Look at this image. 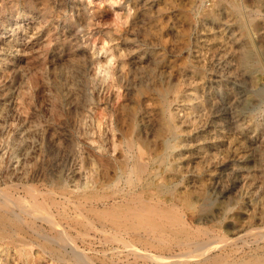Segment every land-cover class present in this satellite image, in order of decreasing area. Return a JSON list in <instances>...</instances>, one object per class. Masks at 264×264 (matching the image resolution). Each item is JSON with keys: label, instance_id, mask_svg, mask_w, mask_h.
Segmentation results:
<instances>
[{"label": "rangeland", "instance_id": "obj_1", "mask_svg": "<svg viewBox=\"0 0 264 264\" xmlns=\"http://www.w3.org/2000/svg\"><path fill=\"white\" fill-rule=\"evenodd\" d=\"M130 1L0 0V189L18 196L26 185L60 186L84 194L100 178L102 155L109 164L117 156L131 162L147 146L144 180L179 202L199 240L240 235L249 242L216 250L212 262L264 263V0H240V17L222 0ZM246 51L255 56L249 66L240 57ZM128 140L136 142L131 153ZM113 174L104 179L106 192L115 190ZM125 185H117L122 194ZM87 248L94 264H146L101 263L93 253L101 246ZM41 251L0 241V263L62 264Z\"/></svg>", "mask_w": 264, "mask_h": 264}, {"label": "bare ground", "instance_id": "obj_2", "mask_svg": "<svg viewBox=\"0 0 264 264\" xmlns=\"http://www.w3.org/2000/svg\"><path fill=\"white\" fill-rule=\"evenodd\" d=\"M222 1H226V4H225V5H227L226 8L229 11H231L233 14H235V15H237L239 17L243 16V14H245V13H243V9L244 8H243V5H242L240 0H222ZM261 3H262V1H261ZM255 4H256V1H255ZM244 7H245V5H244ZM261 7H262V5H261ZM223 8H224V6H223ZM218 9H220V8H218ZM252 12H254V10ZM247 14H248V11H247ZM246 17L247 16H245V18ZM230 18L232 19L231 16H230ZM249 18H250V16H249ZM221 19H223V18H221ZM225 21H227V20H225ZM249 23H250V21H249ZM247 26L248 25L246 24V27ZM75 34L71 33L68 36L69 38L71 37V39H70L71 42H73L75 40V38H74ZM249 37H250V34H249ZM43 41H45V39ZM39 42H40V40H39ZM77 44L75 43L74 46L77 45ZM137 46H139V45H137ZM76 49L80 50V46L77 45ZM244 49H246V48H244ZM135 50H136V48H135ZM239 50H240V48H239ZM242 52H243V50H242ZM32 54L34 55V53H32ZM224 55H225V53H224ZM78 57L82 58V57H80L79 54H78ZM240 57L242 59V63H243L244 66L245 65L249 66V64H254L255 56L251 52L246 51ZM129 58H126V59H129ZM233 58H235V57H233ZM237 58H238V56H237ZM33 60H34V58H33ZM76 60H78V59H75V61ZM237 60H239V59H237ZM130 62H132V61H130ZM130 65H131V63H130ZM42 69H44V67ZM42 69H41V71H42ZM256 69H257V67H256ZM230 74H232V72ZM131 79H132V77H131ZM141 82H143V81H141ZM86 83H88V82H86ZM138 83H139V81H138ZM219 83H220V81H219ZM253 83H255V82L253 81ZM241 84H242V81H241ZM124 85H125V83H124ZM135 85H137V83ZM85 88L87 89L86 86H85ZM224 89H225V87H224ZM60 90H61V88H60ZM231 92H232V90H231ZM85 94L86 93H84V96H86ZM56 96H58V95H56ZM90 100H92V99H90V97H89V99L86 100L88 106H89L90 102L92 104V101H90ZM56 104H58V103H56ZM61 104H63V103H61ZM54 105H55V102H54ZM238 105H239V103H238ZM68 106H69V104H68ZM57 107L58 106H55V108H57ZM228 107H230V106L228 105ZM228 107H226V109H228ZM83 108H84V106H83ZM231 108H229V109H231ZM75 109H77V108H75ZM236 109H238V107ZM54 110H56V109H54ZM232 110H233V108H232ZM103 118H105V117H103ZM53 119H54V117H53ZM83 119H84V116H83ZM116 123H117V126L119 127L120 126V118L118 116L116 117ZM227 123H228V121H227ZM103 126H104V123H103ZM229 128H231V127H229ZM144 130H146V129H144ZM53 134H54V132H53ZM71 136H72V134H71ZM95 141H96V139H95ZM134 141H136L137 143L139 142L138 139H136ZM68 142H71V141H68ZM103 142L104 141H101V145L100 146L103 147V150H104L105 148L103 146ZM120 142L122 143L123 141H120ZM125 143H126V147L128 149V152H130V153L133 152L134 147H135L136 144L133 141L130 142L129 140L126 141ZM66 144H69V143H66ZM139 146L137 147L138 151L133 154V156L131 158V162H130V158L129 159L128 158H124L123 160L122 159L119 160L118 156H117V158L115 159L116 163L114 164V163L111 162L109 164V163H107L105 161V159H104L105 156L104 155H102V156L100 155L101 156L100 166H99L100 172L99 173L97 172L99 174L100 178L98 180L94 181L95 182L94 184L96 185L94 190H92L93 187H94L93 186L92 189H91L92 191H89V192H85L84 191L85 192L84 194H79V195L76 194L75 195L74 193L69 192L68 189L66 190L64 187H60V186H56L54 190L51 189V190H46V192L45 191L43 192L42 189L39 190L38 188H35V186L26 185V186L21 187L22 191H24V194L18 195V196H14V195L8 194L7 192L4 191L5 190L4 188H3L4 190L0 189V241L11 240V241L17 242V244H20V245H23V246H34V245H36L44 253L48 254L51 257V259L53 258V260H56V262L57 261L60 262V263L62 262V264H63V262H67V263L69 262L68 264H71L70 262H75V264L76 263L94 264L93 262H96V261L94 260L93 257H90L91 255L90 256L88 255V252H87L88 250H86V249H88L87 246H89V249H90V247H94L95 245L96 246L97 245L101 246L100 249L98 248V250L96 249L95 252H93L95 257L98 260H100L101 263H103V262H126V263H129V262H140V261H142V262H146V264H147V262H150L151 264H218L219 262H212V260H214V257L212 255H213V253L216 250H222L221 252L223 254L226 251H230L234 247H237V244L239 242H241L242 244H246V245H243V246H247V243H249V242H247V240H245L246 237L243 238V236H240V235L238 237H236V238L221 237L219 235L220 237H218L219 238L218 240H220V242L219 241H215L214 242L215 239L213 240V242H212V240H209L211 242H208V241L206 242V241H203V240L202 241L199 240L198 237H199L200 234L196 235L194 233V230L199 231L198 230L199 227H197V228L194 227L193 228L190 224H188L187 220L185 219V215L182 214V208L179 206V204H178L179 202L176 203V201H177L176 199L171 200L172 201L171 203H169L168 200H164L162 198L163 196L161 197L160 195H161V193H166L165 189H157L158 190V192H157V190L156 191L153 190L154 188L151 187L150 183L148 184V182L150 181V180L148 181V179L150 177L146 181L144 180L145 175L148 174V170L150 169L149 165L144 162L145 161V157L144 156L146 154L144 150L147 148V146H146V148L144 150L141 147H139ZM44 148H42V149H44ZM67 148H70V147H67ZM114 149H116V146H114ZM107 159H108V156H107ZM246 166H248V165H246ZM36 169H37V167H36ZM39 170H40V168H39ZM110 170H112L113 173H114L113 174L114 175L113 182H116V185H115V190L113 192L112 191L111 192H106V190H107V187H106L107 183L106 182L107 181H104V179L107 180V177H109V171ZM118 171L121 172V176L119 178L117 177L118 176ZM120 172H119V175H120ZM10 175H11V173H10ZM14 175H13V177H14ZM48 175L49 174H47V176ZM33 178H34V176H33ZM116 178H118L117 181H116ZM23 179H25V178H23ZM123 179H124V183L126 184L125 186H127L128 191H129L128 193H125V194H122L121 191L117 188V185L120 182H122ZM142 180H144V181H142ZM26 181H28V180H26ZM40 182H41V179H40ZM7 183L8 182H6L5 185H7ZM5 185H4V187H5ZM20 185H21V183H20ZM24 185H25V183H24ZM36 185H37V183H36ZM47 185H48V183H47ZM55 185H56V183H55ZM7 186H10V185H7ZM49 186H50V183H49ZM121 186H122V183H121ZM112 187H110V188H112ZM168 187H170V186H168ZM169 197H170V195H169ZM197 201L199 202V200H197ZM249 205H251V204H249ZM198 206H200V205H198ZM201 211L202 212L206 211L205 205H203V207L201 208ZM204 217L202 216L200 220L202 221V219ZM249 224H250V222H249ZM203 228H205V226ZM261 230L264 231L263 229H261ZM255 231H254V233H258L257 232L258 229L255 230ZM199 232H201V231H199ZM252 232L248 233V235L252 234ZM244 236H245V234H244ZM203 237H204V234L202 235L201 239ZM209 238H211V237L209 236ZM253 239H254V237H253ZM262 239H263V235L258 234V235L255 236V241L251 242V243L257 245L256 246L257 250L261 248V246H260L261 242L260 241ZM6 242H8V241H6ZM216 242H217V244L215 245L214 243H216ZM218 242H219V244H218ZM239 247H240V245H239ZM247 247H249V246H247ZM121 248L123 249L122 251H121ZM241 248H243V247H241ZM177 249L180 252H177L176 251ZM235 252H237V251H235ZM243 252H245V251H243ZM243 252H241V253H243ZM261 254H263V253H261ZM218 256H217V258H218ZM224 256H227V255H224ZM229 256H230V254H229ZM244 257H242V258H244ZM255 257H256V255H255ZM251 260H253V258ZM242 261L239 263L238 261L237 262H229V260H228L227 262L225 261L222 264H242L243 263ZM23 262L25 263V261H23ZM262 264H264V263H262Z\"/></svg>", "mask_w": 264, "mask_h": 264}]
</instances>
